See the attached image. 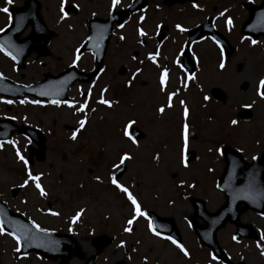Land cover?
<instances>
[{"label":"rangeland","instance_id":"rangeland-1","mask_svg":"<svg viewBox=\"0 0 264 264\" xmlns=\"http://www.w3.org/2000/svg\"><path fill=\"white\" fill-rule=\"evenodd\" d=\"M40 1L42 17L48 28L57 33L49 45L52 55L36 60L30 55L25 67L19 71L14 70L11 60L0 56L2 74L27 85L42 79L45 73L57 75L72 63L76 58L74 51L87 33L85 20L91 16L106 17L111 3V0ZM131 1L121 0L117 8ZM234 2L243 0H197L196 8L206 6L204 12H198L191 10L188 1L167 6L162 0H147L141 11L124 20L123 29L114 25L103 60L105 69L100 70L90 83L75 81L68 92V103L45 105L32 103L33 97L5 100L0 96V119L8 117L20 126L38 128L45 138L43 161L30 153V147L36 149V144L20 133L13 132L8 139L15 147L7 142L0 143V198L12 210L26 215L42 228L71 229L84 257L94 252L90 242L95 236H112L113 240L103 248L95 264H221L211 260L210 252L202 248L189 227L186 216L191 214L192 207L188 197L202 198L206 209L211 211L224 202L223 193L216 187L224 166L220 151H216L219 144L240 148L247 161L264 150V99L257 95L258 82L264 77V39L250 46L233 35L231 45L234 50L227 62H223V68L219 66L222 57L213 45L208 40L199 42L193 48L194 54L201 57L193 74L195 79L186 78L173 62L179 60L184 36L175 37L170 33L172 36H168L159 49V67L149 61L147 55L154 52L157 25L168 22L173 27L171 32L177 34L175 26L179 23L174 22L181 21V27L186 29L199 24L211 13L227 16V8L234 7ZM21 3L22 0H12V4ZM5 4L6 0H0L1 7ZM69 5L76 8V13ZM64 6L69 10L62 11ZM214 7L215 11L211 12ZM2 14L0 11V17ZM141 15L145 17L143 21L139 20ZM233 15L240 23L246 18L247 11L238 7ZM3 23L2 16L0 26ZM137 28H142L147 36L139 37ZM120 36L125 39L120 40ZM75 65L86 70L90 66L88 57L79 56ZM165 66L168 78L162 92L159 74ZM138 67L142 70L129 87L127 82ZM244 83L246 89L241 92L239 89ZM215 87L223 92V100L211 96L210 90ZM169 92L177 93L172 98V107H166L163 114L158 113L156 109L166 105ZM205 96L209 99L204 100ZM101 97L111 101L112 107L98 103ZM10 100L11 103H7ZM85 101L84 112H77L76 108ZM180 101H184V105ZM245 105H252L251 118H236L238 111L249 108ZM185 106L190 113L187 120L182 114ZM84 118L85 128L77 133L76 140L70 139L79 127L78 121ZM130 119L143 133L136 138V144L123 136V126ZM233 119L238 121L236 125L231 124ZM184 123L188 124V131L193 130L196 134L193 139L187 137L186 148L182 135ZM182 149L195 152L194 158L186 161L187 167L181 163ZM17 150L27 161L31 158L32 163L28 161L27 169L17 158ZM125 152L132 158L125 161L119 181L129 188L141 210L144 207L174 220L180 243L189 252L188 257L175 245L167 243V239L150 233L148 220L144 217H137L132 231H124L126 221L133 215L132 205L125 194L111 184L110 177L114 170L112 165L118 164V157ZM28 171L40 176L39 182L47 196L39 195L35 182L20 186L27 179ZM97 176L99 181L95 179ZM81 209L83 212L73 222L72 217ZM53 212L57 215H52ZM241 220L250 222L259 236L264 235V213L257 215L247 210ZM234 230L232 224H226L217 231V240L225 253L232 260L241 259L246 264H264L257 243L245 238L233 240ZM258 243L264 247V241ZM16 248V241L11 236L0 235V264L57 262L33 253L19 255ZM83 261L73 258L70 263L83 264Z\"/></svg>","mask_w":264,"mask_h":264},{"label":"water","instance_id":"water-1","mask_svg":"<svg viewBox=\"0 0 264 264\" xmlns=\"http://www.w3.org/2000/svg\"><path fill=\"white\" fill-rule=\"evenodd\" d=\"M249 9L251 11V14L249 15L248 20L245 22V25L248 23L250 27L249 29H247V33H252L254 36H258L259 34L264 35V0H262L261 4L258 6H249ZM23 10L24 9H21L20 11ZM93 21L103 23V20L98 18L94 19ZM93 21L90 23L92 27V38L99 39V37L94 34L93 26L95 22ZM32 25L34 31L37 33H40L43 29L42 22L40 21L37 15L35 20L32 22ZM32 39L34 38L32 37ZM105 39L106 37L103 38L102 41ZM85 47H88V41ZM103 47L98 48L99 52L95 51L98 59V65L101 62ZM15 58L17 61H19L22 57L20 55L15 56ZM20 65L23 64L20 63ZM98 65L96 67L97 69L99 67ZM96 71L97 70L94 69L92 73L90 72L85 75V80L88 81L91 75L94 74ZM83 74L84 73L77 72L76 76H73V78H71V80L67 83L66 80L72 77L71 74L63 77L59 76L55 79L50 80L48 82V89L52 90V93L50 95H52L55 90L60 95H62L66 90L68 84L75 78L82 79L81 76ZM3 88V86H0V89ZM213 95L218 98L223 97V93L218 88L213 89ZM248 115L249 112L248 114H246V116ZM135 129L136 128H133L132 131H134ZM41 150H43L42 145ZM223 153L225 156V167L222 175L218 180V187L225 194V202L215 212L211 213L206 212L204 210L203 201L193 198L192 202L194 207V214L190 218L192 219V221H195V218L198 215L201 216V218L205 221V224L197 225L196 223H194V228L198 233L201 242L210 247L217 258L223 259V261L227 264H233L224 256L221 248L219 247L216 240L215 231L220 228L224 223L231 222L236 226V238L240 236L252 235V228L248 224H242L239 221V216L241 212L247 209L264 211V153L262 154V157L257 159L256 163L248 164V166L244 165L243 160L241 159L237 151L226 147L224 148ZM238 160L241 161L240 166L237 165ZM236 168L239 169L238 173L243 174L244 180L236 176ZM19 218V216L11 213V211L6 207L4 202L0 201V219L4 221L2 225L4 229L8 232H16L17 234H19L20 230L22 229H27L28 231L27 238L23 236L21 237V254L33 250L46 258L55 259L57 257H61L60 263L63 264L68 263L71 254H77L81 256V249L80 247H77V243L75 239L71 237V235L45 230L40 231L39 228L34 227L35 224L30 223L29 221H27L26 223L17 222L18 224L11 222L19 220ZM160 220L165 221L168 219ZM167 222L171 223V221ZM159 229L168 232L172 236L176 235L175 230H169L163 227H159ZM93 259L94 256L92 255L88 259L86 264H93Z\"/></svg>","mask_w":264,"mask_h":264},{"label":"snow or ice","instance_id":"snow-or-ice-1","mask_svg":"<svg viewBox=\"0 0 264 264\" xmlns=\"http://www.w3.org/2000/svg\"><path fill=\"white\" fill-rule=\"evenodd\" d=\"M120 2L121 0H111V3H110V9H116L118 5H120ZM12 3V0H6V4H11ZM193 7L196 8L198 7L197 4L193 3ZM63 11V9H61ZM0 11H3L5 13L8 12V8L5 7V8H2L0 9ZM110 14H111V11H110ZM220 15H224V13H221ZM64 17L62 16L61 19H63ZM11 20V17L9 18ZM145 19V17L143 15H141L139 17V20L140 21H143ZM19 22V21H18ZM227 25L229 27H231L232 25V20L231 18L227 19L226 21ZM117 27L123 29L125 27V24L124 23H118L117 24ZM160 26L157 25V28H159ZM179 31L181 32H184V31H187V29L181 27L180 24H177L175 26ZM4 29L0 28V32H3ZM103 31V29H102ZM137 34L139 37H145L147 36V33L142 29V28H137ZM120 40H124L125 37L124 36H120L119 37ZM139 43H143V41H139ZM252 43L255 44L256 41L255 40H252ZM4 44L0 43V51H4ZM181 52H183V49H181ZM6 55H11V53L9 52H5ZM159 49L157 48L156 50H154V52H150L148 53L147 55V59L149 61H151L153 64H156L157 67H159V65L157 64V57L159 56ZM13 59H15V56H13ZM79 59V56L76 57V59L73 60V64L76 63V61ZM133 60H136V57L133 56L132 57ZM174 63H176L178 66H179V60H174L173 61ZM141 64H143V61H140ZM221 68L224 67V63L223 61H221L220 65H219ZM141 68H136L135 72L132 73V78L129 79V81L127 82L128 83V86L130 87L131 86V83H132V79H134L136 77L137 74H139L141 72ZM101 71H103V69H101ZM167 78H168V69L167 67L165 66L160 74H159V84H160V90L163 92L165 91V86H166V81H167ZM188 79H195V76L194 75H189L188 76ZM264 88V77H261L259 82H258V88H257V95L260 96L261 99H264V91H261V89ZM106 91V90H105ZM90 92V90H89ZM42 95L44 93H41ZM177 93L175 92H169L167 93V103L166 105H162L160 106L159 108L156 109V111L158 113H165V108H171L172 107V98L173 96H175ZM209 97L208 96H205L204 97V100H208ZM7 103H11V101H7ZM21 103H24V101H21ZM32 103H38V101H32ZM52 103L54 104H59L61 103L60 101H57V100H54L52 101ZM64 103H68L67 101H64ZM98 103L102 104V105H106L108 106L109 108L112 107V102L109 101L108 99H104L103 97H101V99L98 101ZM180 104L181 105H184V101H180ZM69 107H72L71 104L68 105ZM87 106V101H85L84 104H80L77 108H76V111L77 112H81L83 113L84 112V109L85 107ZM252 105H245V107H251ZM183 117L185 118V120H187L188 116H189V109L185 106L183 108ZM238 123L237 120L233 119L231 120V124L232 125H236ZM135 124V121L134 120H128V122L123 126V136L126 137L128 140L131 141L132 144H136L137 143V140L136 138H134L132 135H131V132H130V129L131 127ZM78 125L79 127L77 129H75L72 134H71V137L70 139L72 140H76L77 139V133L85 128L86 126V118L84 119H80L78 121ZM187 132H188V124L187 123H184L183 124V132H182V135H183V138L185 140V148H186V140H187ZM7 143L9 144H12L13 147H15V143L11 140L7 141ZM217 152L220 151V149H216ZM183 152H184V149H182V158H181V163L184 164L185 167H187V163H186V158L184 157L183 155ZM16 156L19 160H21L24 165H25V168L27 169L28 168V161L24 158L23 155H21L20 151L17 150L16 152ZM132 157L127 153L125 152L124 154L120 155L118 157V160H119V163L118 164H113L112 167L114 169H119L122 165H124L125 161L127 160H130ZM156 159H158V156L155 157ZM253 160L256 159L255 156L252 157ZM96 180H100V177L97 176L95 178ZM40 180V176L39 175H33L31 171H28L27 172V179H25L23 181V184H21L20 186L21 187H24L26 185L29 184V182H35V187L36 189L39 191V195L40 196H47L48 193L44 190V188L42 187L41 183L39 182ZM110 182L112 185L115 186L116 189H118L120 192H122L123 194H125L126 198L128 201H130L131 205H132V212H133V215H132V218L131 219H128L126 221L127 223V227L124 228V231L125 232H130L132 231V225H133V222L137 219V217H145L147 218V213L142 211L141 210V205L140 203L138 202V200L133 196L132 192L129 191V188L124 186L123 183H121L115 175L111 176L110 177ZM183 183V182H181ZM189 187H191V185H189ZM83 212V209H81V211L77 212L73 217H72V221L75 222L77 220V218L81 215V213ZM52 215H57V213L53 212ZM4 223V221L2 219H0V235H8V236H11L15 241H16V244H17V248L15 249L16 252H20L21 250V237H25L27 238L28 236V231L27 229H22L20 230L19 234H17L16 232H12V231H9V232H5V229L4 227L2 226ZM34 227L36 228H39L38 225H34ZM148 229L149 231L153 232L154 235L156 236H161V233L159 231H156L154 228H153V223L151 220L148 221ZM40 231H43L42 229H40ZM69 231H71V229H69ZM164 239H167L169 240L173 245H175V247L177 249H179V251L185 256V257H188L189 256V252L186 250V248L184 247V245L182 243H179L176 239H174L172 236H166V237H163ZM233 240H236V237L233 236L232 237ZM260 241H264V235H261L260 236ZM124 245V242L121 241L120 243V246L123 247ZM256 247L258 249H260V255L261 256H264V247H262L261 243H257ZM26 255V254H25ZM210 258L212 261H216L217 260V257L214 255V254H210Z\"/></svg>","mask_w":264,"mask_h":264},{"label":"flooded vegetation","instance_id":"flooded-vegetation-1","mask_svg":"<svg viewBox=\"0 0 264 264\" xmlns=\"http://www.w3.org/2000/svg\"><path fill=\"white\" fill-rule=\"evenodd\" d=\"M26 0H22V3L21 4H5L3 7H1L0 6V9H2V8H5V7H7L8 8V12L7 13H5V12H3V14H2V16L4 17V23L2 24V26H1V28H4L6 25H8L10 22H11V20L9 19L10 17H11V15H10V10H9V8L10 7H12V6H16V7H19V6H22L23 5V3L25 2ZM62 2H63V0H61ZM197 1H195V3H196ZM162 4H163V2H162ZM189 4H190V7H191V10H195V11H198V12H204V10L206 9V6H202L201 8H192L193 6L191 5V3L189 2ZM71 5V4H70ZM69 5V6H70ZM128 5V4H127ZM127 5H125V6H123V7H119V9L120 8H124V7H126ZM206 5V4H205ZM234 7H229V8H227L228 9V15L227 16H223V17H221V15H219V16H217V15H215L214 17H213V25H214V27H215V29L219 32V34L221 35V36H223V37H226L227 38V40L229 41V43H231V37L233 36V35H235L236 37H237V40H243V41H247L248 42V44L250 45V46H254L255 44H253L252 43V41H251V39L249 38V37H247L246 38V36H244L242 33H241V26H242V23H243V21L242 22H238V21H236L234 18H235V16L233 15V12H234V10H236L238 7H241V9H244L243 8V4H242V2H240V3H237V2H234ZM41 8H42V4H41V1L40 0H33V1H31L30 3H28V5H27V8L26 9H28L29 11H31V10H33V12H35V11H37L38 13H40V15H41V17H42V13H41ZM63 10L66 12V11H68L69 9L66 7V6H64L63 7ZM70 10H72L74 13H76V8L75 7H71L70 6ZM111 10V9H110ZM215 10V9H214ZM245 10V9H244ZM185 11V10H184ZM184 11H182V12H184ZM185 14L186 15H188V13L185 11ZM107 15V14H106ZM2 16L0 17V19L2 18ZM207 17V16H206ZM206 17H204L205 19L204 20H202L199 24H197V25H195V26H192V27H188V28H186L187 29V31H184V32H180L177 28H176V33L177 34H175V33H172L171 32V30H173L172 28H171V26H170V24L168 23V22H165L164 24L163 23H161V25H159V26H161V27H159V28H156V33H155V47H154V50H156L157 48L158 49H161L162 48V46H163V44H165V42L167 41V38H168V36H169V38L173 35V36H175V37H183L184 36V39H186V35H187V32H188V30H190L191 28H195V27H197V26H199V25H201L202 24V22L203 21H205L207 18ZM229 19V18H231V20H232V25H231V27H229L228 25H227V23H225L224 22V20L225 19ZM42 19H43V21L45 22V24L47 25V23H46V21H45V19L42 17ZM182 20H184V18L182 19ZM24 22H26L27 24H28V26L20 33V35H18V37L20 38V39H23V38H25V37H27L29 34H30V31H31V26H30V21L29 20H27V21H24ZM174 23H179V24H182V22L181 21H176V22H174ZM48 27V26H47ZM162 29V30H161ZM54 33H53V35L49 38V39H47L46 38V36H47V33L46 32H43V33H41V34H39L40 35V37H39V39H38V42H35L34 43V46H39V47H41L40 49H38V52L36 53V52H32L31 53V55H33V57H34V60H36V59H38V58H47V57H50L51 55H52V50H51V48L49 47V45L51 44V41H52V39H54V37H56L57 36V33L54 31V30H52ZM26 32V33H25ZM163 32V40L160 42V43H158L159 41H158V38H159V36H160V34ZM170 33L172 34V35H170ZM171 39H173V38H171ZM259 39H264L263 37H261V38H258V40ZM204 40H208L212 45H213V47L218 51V53H219V55L218 56H220V57H222V59H224V52H223V50H224V48H222V47H219V46H217V44L213 41V40H211L210 38H205ZM203 41V40H202ZM202 41H199V42H202ZM199 42H195L193 45H192V47H191V56H192V58H193V60H194V62H195V65H194V68H195V70L198 68V64H199V61L201 60V57H200V55L199 54H197V53H195L194 54V52H193V48H194V46L196 45V44H198ZM80 43V41L76 44V45H78ZM247 44V43H246ZM233 50H234V48H233ZM76 51H77V48H76V50L74 51L75 53H76ZM44 52H46L47 54L45 55V56H43V54H45ZM40 56V57H39ZM81 56H87L88 57V61H89V63H90V66L85 70L84 69V71H89L90 69H91V67L93 66V64H94V59H93V54H89V53H82V54H80V58H81ZM227 61H224V63H226ZM180 63V62H179ZM70 64H73V62L72 63H70ZM70 64H67V65H70ZM178 66V65H177ZM101 69H105V66H104V64H103V66H102V68ZM178 70L179 71H181V72H183V69L181 68V65L179 64V66H178ZM187 70V69H186ZM186 70H184V72L186 73ZM121 72H123V69L121 70ZM99 75V72L97 73V76ZM187 76V75H186ZM187 78H188V76H187ZM93 79V78H92ZM92 79H91V81L90 82H92ZM45 105H47V104H54V103H52V102H47V100L45 101V102H43ZM121 179V177L119 178V180ZM18 190H19V188H18ZM90 245H91V242H90ZM92 248V247H91ZM93 249V248H92ZM143 264H146L145 262L143 263Z\"/></svg>","mask_w":264,"mask_h":264}]
</instances>
